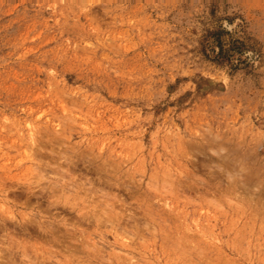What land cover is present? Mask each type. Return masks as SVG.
I'll return each mask as SVG.
<instances>
[{
    "label": "rangeland",
    "instance_id": "374dc122",
    "mask_svg": "<svg viewBox=\"0 0 264 264\" xmlns=\"http://www.w3.org/2000/svg\"><path fill=\"white\" fill-rule=\"evenodd\" d=\"M0 239L5 264H264V0H0Z\"/></svg>",
    "mask_w": 264,
    "mask_h": 264
},
{
    "label": "bare ground",
    "instance_id": "6f19581e",
    "mask_svg": "<svg viewBox=\"0 0 264 264\" xmlns=\"http://www.w3.org/2000/svg\"><path fill=\"white\" fill-rule=\"evenodd\" d=\"M61 149H64V148H61ZM66 150H67V149H66ZM50 152H51V151H50ZM47 153H48V152H47ZM51 153H52V152H51ZM62 153H63V152H62ZM75 153H76V152H75ZM56 154H57V153H56ZM58 155H59V154H58ZM64 155H66V154H64ZM70 156H71V155H70ZM77 156H78V155H77ZM58 157H59V156H58ZM67 157H68V156H67ZM67 157H66V158H67ZM82 157L85 158L84 156H82ZM82 157H81V158H82ZM53 158H54V156H53ZM53 158H52V159H53ZM55 158H56V157H55ZM62 158H63V157H62ZM66 158H65V159H66ZM83 158H82V159H83ZM39 159H40V158H39ZM52 159H51V160H52ZM58 159H59V158H58ZM69 160H70V158H68V162H69ZM53 161H54V160H53ZM55 162H56V161H55ZM68 162H67V163H68ZM45 163H46V161H45ZM73 163H75V162H73ZM46 165H47V163H46ZM49 165H50V164H49ZM53 165H55V164H53ZM53 165L51 164L50 166L52 167ZM72 165H73V164H72ZM60 166H61V165H60ZM60 166H59V167H60ZM69 166H70V163H69ZM43 167H44V166H43ZM43 167H42V169L44 170ZM57 168H58V167H57ZM60 168H61V167H60ZM54 169H56V168H54ZM39 170H40V169H39ZM51 171H52V170H51ZM40 172L42 173V170H40ZM48 172H49V171H48ZM38 173H39V172H38ZM41 173H40V174H41ZM45 173H46V170H45ZM53 173H56V174H57L56 171H55V172L53 171ZM230 173H231V172H230ZM43 174H44V171H43ZM47 174H48V173H47ZM47 174L45 175V178H46ZM60 175H61V171H60ZM64 175H65V174H64ZM75 175H76V174H75ZM228 175H229V174H228ZM228 175H227V176H228ZM43 176H44V175H43ZM50 176H51V175H50ZM53 176H54V175H53ZM62 176H63V175H62ZM67 176H68V175H66V177H67ZM38 177H40V176L38 175ZM38 177H37V178H38ZM47 177H48V176H47ZM76 177H77V176H76ZM76 177H74V178H76ZM230 177H231V176H229V178H230ZM41 178H42V177H41ZM52 178H55V177H52ZM58 178H59V177H58ZM60 178H61V176H60ZM60 178H59V179H60ZM63 178H64V177H63ZM67 178H69V176H68ZM84 178H85V177H84ZM84 178H83V179L81 178V179H82L83 182L85 183V181H86L87 179L85 178L86 180L84 181ZM59 179H58V181L61 182V181H62V180H61L62 178L60 179L61 181H60ZM64 179H65V178H64ZM69 179H71V178H69ZM79 179H80V178H79ZM81 179L78 180V178H77V179H75V180H76V181L78 180V181H81V182H82ZM43 180H44V179H43ZM46 180H47V182L49 181V179H46ZM46 180H44V181H46ZM50 180H53V179H50ZM54 180H55V179H54ZM75 180H74V181H75ZM63 181H64V180H63ZM63 181H62V182H63ZM67 181H68V179H67ZM67 181H66V182H67ZM71 181H72V182H71ZM76 181H75V182H76ZM78 181H77V186L81 184V182H79L80 184H78ZM90 181H91V180H90ZM52 182H53V181H52ZM56 182H57V181H54L53 183L55 184ZM59 182H58V183H59ZM68 182H69V181H68ZM70 182L74 185L73 180H70ZM50 183H51V182H50ZM63 183H64V182H63ZM84 183H82V184H84ZM89 183H91V182H89ZM92 183H93V182H92ZM92 183H91V184H92ZM46 184H47V183H46ZM51 184H52V183H51ZM59 184H60V183H59ZM59 184H57L56 186H58ZM72 184H71V185H72ZM68 185H69V183H68ZM68 185H67V186H68ZM71 185H70V187H73V185H72V186H71ZM75 185H76V184H75ZM84 185H86V186H84L83 188L88 189V191H89V187L86 188V187H87V184H84ZM88 185H89V184H88ZM49 186H50V185H49ZM51 186H52V185H51ZM64 186H65V185H64ZM90 186H91V185H90ZM92 186H93V184H92ZM53 187H54V185H53ZM53 187H52V189H53ZM68 187H69V186H68ZM79 187H80V186H79ZM45 188H46V187H45ZM55 188H56V187H55ZM73 188L75 189V187H73ZM73 188H70V189H73ZM101 188H102V187H101ZM64 189H66V187H65ZM68 189H69V188H68ZM74 189H73V190H74ZM55 190H56V189H55ZM55 190L53 189L52 191H55ZM57 190H58V188H57ZM62 190H63V188H62ZM73 190H72V191H73ZM95 190H96V189H95ZM50 191H51V190H50ZM66 191H67V190H66ZM66 191H65V192H66ZM69 191H70V190H69ZM101 191L103 192V190H101ZM101 191H100V193H101ZM58 192H59V191H58ZM89 192H90V191H89ZM59 193H60V192H59ZM66 193H69V192L67 191ZM70 193H71V191H70ZM74 193H75V191H74ZM55 194H56V193H55ZM96 194H97V193H96ZM103 194H104V192H103ZM103 194L101 193V197H103ZM50 195H51V194H50ZM52 195H53V194H52ZM58 195H60V194H58ZM71 195H73V194H71ZM90 196H91V194H90ZM73 197H74V196H73ZM83 197H84V196H83ZM58 198H59V196H58ZM68 198H69V197H68ZM107 198H108V197H107ZM109 198H110V197H109ZM60 199L62 200V198H60ZM102 200H103V199H102ZM98 201H99V200H98ZM106 201L108 202V200H106ZM62 202H63V201H62ZM71 202H72V200H71ZM55 203H56V202H55ZM55 203H54V204H55ZM57 203H58V202H57ZM57 203H56V204H57ZM77 203H78V202H77ZM62 204H63V203H62ZM91 204H92V203H91ZM108 204H109V203H108ZM76 206H77V205H76ZM102 206H103V204H102ZM87 207H88V206H87ZM87 207H86V208H87ZM92 207H93V205H92ZM92 207H90V209H91ZM97 207H98V206H97ZM108 207H110V206H108ZM73 208H74V207H73ZM99 209H100V208H99ZM99 209H98V210H99ZM77 210H78V209H77ZM94 210H96V209H94ZM98 210H97V212H98ZM85 211H86V210H85ZM89 212H90V210H89ZM99 212H100V211H99ZM25 213H26V212H25ZM85 213H86V212H84V214H85ZM118 213H119V212H118ZM89 214L91 215V213H89ZM96 214H97V213H96ZM100 214H101V213H100ZM103 214H104V213H103ZM78 215H79V214H78ZM85 215H86V214H85ZM13 216H14V215H12V217H13ZM86 216H87V215H86ZM86 216H85V217H86ZM91 216H92V215H91ZM104 216H105V214H104ZM34 217H35V216H34ZM99 217H100V216H99ZM101 217L103 218V215H101ZM31 218H33V217H31ZM76 218L79 219V217H77V216H76ZM89 218H90V217H89ZM94 218H95V217H94ZM102 218H100V219H102ZM28 219H29V218H28ZM33 219H35V218H33ZM78 219H77V220H78ZM81 219H82V218H81V216H80V220H81ZM83 219H84V218H83ZM104 219H105V217H104ZM48 220H49V219H48ZM102 220H103V219H102ZM102 220H100V222H101ZM27 221L30 222V219L27 220ZM31 221H32V220H31ZM33 221H34V220H33ZM36 221H37V220H36ZM43 221H44V220H43ZM45 221H47V219H45ZM81 221H82V220H81ZM88 221H89V219H88ZM104 221H105V220H104ZM104 221H103V222H104ZM106 221H107V220H106ZM110 221H111V220H110ZM50 222H51V221H50ZM50 222H48V223H50ZM55 222H56V221H55ZM63 222H64V221H63ZM70 222H71V221H70ZM84 222H85V220H84ZM107 222H108V221H107ZM31 223H32V222H31ZM33 223L36 224L35 221H34ZM33 223H32V224H33ZM51 223H54V222H51ZM72 223H73V222H72ZM82 223H83V221H82ZM82 223L79 222V224H82ZM41 224H42V222H41ZM73 224H74V223H73ZM100 224H101V223H100ZM100 224H99V225H100ZM23 226H24V225H23ZM25 226H26V225H25ZM47 226H48V225H46V227H47ZM58 226H59V225H58ZM60 226H61V225H60ZM49 227H50V226H49ZM75 227H76V226H75ZM96 227H97V226H96ZM50 228H51V227H50ZM4 229H5V228H4ZM6 229H7V228H6ZM27 229H28V228H26L25 230H27ZM53 230H56V229L54 228ZM69 230H70V229H69ZM74 230H75V229H74ZM82 230H83V229H82ZM87 230H88V229H87ZM57 231H58V230H57ZM7 232H8V231H7ZM46 232H47V231H46ZM74 232H75V231H74ZM47 233H48V232H47ZM54 233H55V232H53V234H54ZM65 233H66V232H65ZM91 233H92V232H91ZM41 234H42V233H41ZM56 234H57V233H56ZM61 234L64 235L63 233H61ZM61 234H59V232H58V235H61ZM44 235H46V234H44ZM62 235H61V236H62ZM65 235H66V234H65ZM65 235H64V237H65ZM84 235H85V234H84ZM61 236H60V237H61ZM91 236H92V234H91ZM66 237H67V236H66ZM77 237H78V235H77ZM39 238H40V237H39ZM90 238H91V237H90ZM90 238H87V239H90ZM2 239H3V238H2ZM7 239H8V238H7ZM10 239H11V238H10ZM36 239H37V238H36ZM46 239H48V237H47ZM77 239H78V238H77ZM81 239H83V238H81ZM84 239H85V238H84ZM11 240H12V239H11ZM11 240H10V241H11ZM41 240H42V239H41ZM41 240H40V241H41ZM85 240H86V239H85ZM91 240H92V239H90V241H91ZM1 241H2V240L0 239V242H1ZM4 241H5V239H4ZM37 241H38V240H37ZM54 241H55V240H54ZM60 241H61V240H60ZM82 241L84 242V240H82ZM93 241H94V240H93ZM13 242H14V241L12 240V242H10V243H11V244H14L15 242H14V243H13ZM17 242H18V240H17ZM19 242H20V241H19ZM48 242H49V241H48ZM52 242H53V241H52ZM57 242H58V241H57ZM67 242H68V241H67ZM69 242H72V241L70 240ZM86 242H87V244L89 243L87 240H86ZM22 243H23V242H22ZM39 243H40V242H39ZM61 243H62V242H61ZM94 243H95V242H94ZM1 244H2V243H0V245H1ZM8 244H9V243H8ZM24 244H26V243H24ZM42 244H43V243H42ZM53 244H55V242H54ZM71 244H73V243H71ZM75 244H76V243H75ZM77 244H79V243H77ZM87 244H85V245H87ZM15 245H16V243H15ZM27 245L31 246L32 244H29V243H28ZM43 245H44V244H43ZM45 245H48V243L45 244ZM55 245H57V244H55ZM89 245H90V244H89ZM94 245H95V244H94ZM13 246H14V245H13ZM18 246H19V245H18ZM29 246H28V247H29ZM33 246H35V245H33ZM52 246L54 247V245H52ZM52 246H51V247H52ZM72 246H73V245H72ZM76 246H77V245H76ZM87 246H88V245H87ZM0 247H2V245H1ZM11 247H12V246H11ZM26 247H27V246H26ZM42 247H43V246H42ZM47 247H49V246H47ZM51 247H50V250L52 249ZM58 247H59V246H58ZM83 247H84V246H83ZM91 247H92V246H91ZM2 248H3V247H2ZM2 248H1V250H3ZM18 248H19V247H18ZM24 248H25V247H24ZM55 248H56V247H55ZM74 248H75V250H76V247H74ZM4 249H5V248H4ZM8 249H9V248H8ZM11 249H12V248H11ZM40 249H41V248H40ZM9 250H10V249H9ZM9 250H8V251H9ZM43 250H44V249H43ZM48 250H49V249H48ZM54 250H56V249H54ZM71 250H72V249H71ZM75 250H74V251H75ZM95 250H97V249H95ZM3 251H4V250H3ZM8 251H6V252L8 253ZM11 251H13V250H10L9 253H11ZM51 251H52V250H51ZM76 251H77V250H76ZM90 251H91V250H90ZM97 251H98V250H97ZM1 252H2V251H1ZM21 252H22V251H21ZM35 252H36V251H35ZM39 252H41V251H39ZM42 252H43V251H42ZM72 252H73V251H72ZM86 252H88V250H87ZM25 253H26V252H25ZM43 253H44V252H43ZM46 253H47L48 256L50 255V254H48L49 252H46ZM63 253H64V252H63ZM63 253H62V254H63ZM98 253H99V252H98ZM0 254H2V253H0ZM12 254H13V253H12ZM29 254H30V253H29ZM29 254H28V255H29ZM32 254H33V253H32ZM32 254H31V255H32ZM95 254H96V253H95ZM8 255H9V256H8ZM8 255L5 254V256H8V257H9V260H10V262H11V259H12L13 257L10 259L11 254H8ZM21 255H22V254H21ZM21 255H20V256H21ZM25 255H26V254H25ZM28 255H26V256L28 257ZM45 255H46V254H45ZM64 255H67V253H65ZM99 255L101 256L100 253H99ZM0 256H1V255H0ZM3 256H4V255H3ZM23 256H24V255H23ZM37 256H38V255H37ZM51 257H52V256H51ZM95 257H96V256H95ZM22 258H24V257H22ZM31 258L34 259L33 255L31 256ZM31 258H30V259H31ZM64 258H65V257H64ZM66 258H67V257H66ZM71 258H72V257H71ZM76 258H78V257H76ZM33 259H32V260H33ZM50 259H51V258H50ZM67 259H68V258H67ZM0 260H1V258H0ZM5 260H6V261L8 260L7 257L5 258ZM24 260H27V258H24ZM28 260H29V258H28ZM28 260H27V261H28ZM68 260H69V259H68ZM73 260H74V259H73ZM6 261L4 262V259H3V261H0V262H1V263L3 262V264H5ZM12 261H14V260H12ZM75 261H76V260H75ZM75 261H74V262H75ZM8 262H9V261H8ZM28 262H29V261H28ZM33 262H34V260H33ZM33 262L30 261L29 264H35V263H36V262H34V263H33ZM38 262H39V261H38ZM42 262H43V261H42ZM17 263L19 264V262H17ZM17 263H16V264H17ZM26 263H27V262H25L24 264H26ZM95 263H96V262H95ZM8 264H9V263H8ZM11 264H12V263H11ZM36 264H37V263H36ZM68 264H69V263H68Z\"/></svg>",
    "mask_w": 264,
    "mask_h": 264
}]
</instances>
